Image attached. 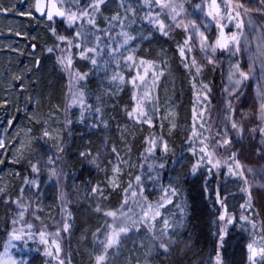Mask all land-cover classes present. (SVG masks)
<instances>
[{
  "label": "trees",
  "instance_id": "1",
  "mask_svg": "<svg viewBox=\"0 0 264 264\" xmlns=\"http://www.w3.org/2000/svg\"><path fill=\"white\" fill-rule=\"evenodd\" d=\"M2 1L4 0H0V12L4 5ZM124 2L126 6L129 0ZM130 2L136 6V14L135 23L125 29L135 37L129 45L119 48V51H112L122 42V38L117 35L121 29L116 27L109 34H104L103 30H107L109 25L96 24L97 29L101 30L97 33L101 36L99 55L95 56L98 64L91 66L88 63L81 66L80 62H76L77 57L73 58L75 72L87 73L86 79L81 80L78 85L84 93L85 105L100 104L101 101L97 97H101L102 115L107 127L97 119L94 111L85 109L81 119L79 106L72 107L65 117L60 118L61 126L66 125L67 129L62 132L59 143L49 136L45 137L41 133V126L40 129L33 125V134L31 133L33 139L28 148L30 155H26L24 161L16 164L15 171L7 178V187L0 197V260L5 259L7 264H58L51 262L46 255L48 246H52L51 241L54 238L48 237L50 244L42 245L36 236L40 232L38 224H41L43 216L44 218L45 215L47 218L52 216L58 220V204L63 208L64 220L70 224L69 231H63L66 240L62 243L58 241L60 246L67 245L68 264H95V253L99 251V245L94 234L98 229L101 233L104 232L106 222L112 221V218L106 217L103 212L121 210V205H124L125 212L128 208L132 209V212L127 214H131L133 222L129 225L131 230L127 235L121 234L118 250H110L107 264H215L220 246H226L236 235L242 234L252 239L253 232L256 231L251 230V224L240 219L242 214L247 216L245 209L241 207L244 205L243 201L247 199L246 191H242L246 188L242 180L230 176L227 178V170L220 181L214 175L209 176L207 160L200 159L203 154L199 149L203 145L193 136L194 127L206 129L210 117L209 107L217 104L216 76L211 77L209 72L197 74L194 67L185 68L184 64L191 65L193 59L191 51L188 52L187 48L184 58L179 51V47L184 46L186 37L171 31L168 36L162 35L158 28L143 19L150 11L144 5V0ZM120 4L121 0H109L106 5H102L101 22L118 12L124 16V9ZM161 19L167 27L166 15L162 14ZM41 22L44 21L38 19L30 26L19 23L26 26L24 30L32 35L34 40L26 56L28 58L21 57L24 55L21 54L23 51L17 52V55H9L10 58L0 66L6 69L9 61L13 65L11 72L25 78L34 102L36 100L38 102L34 114H38L39 118L45 121L53 116L51 114L60 104V100L62 101L67 78L57 62L58 56L54 52H42L41 39L49 35L43 28L41 30ZM45 23L50 25L48 22ZM61 23L62 21L57 24ZM223 23L226 24L224 31H233L227 22ZM90 27L85 24V28ZM97 29L92 31L95 32ZM75 34L73 30L66 31L67 36L74 37ZM88 40L93 46L97 43L95 36H89ZM27 41L26 38L21 39L23 42L21 46L27 47ZM82 42L79 40L78 43ZM92 55L95 54L90 53V56ZM129 55L134 56L135 65H139L141 59L155 64V68L149 69V77L152 71H156L157 74L160 71L164 73L159 77L152 93L156 109H153L152 105L147 106L152 116L151 125L137 124L127 116V111L134 107L132 99L134 89L127 81L136 77L137 72L144 73V67H135L131 61L126 63L125 58ZM116 73L122 75L126 83L120 85L122 90L113 95L116 86L110 83V78ZM170 79L173 80L171 86L173 89L170 93L174 94L177 105L176 123L172 128L164 122L161 107L164 91L169 88L166 83ZM148 82L151 83L150 80ZM109 88L111 91H108ZM205 95L207 99H204ZM61 106L64 110L65 102L63 104L62 101ZM123 108L128 109L124 111L125 115ZM68 120L72 121L70 125L67 124ZM121 120L133 125L125 135V143L129 156L136 162L138 170L132 177L126 179L124 189L121 187L119 191L105 199L100 197L98 192L93 193L92 189L94 187L100 189L104 185L103 168L113 156H119L120 131L117 124ZM201 122L204 124L203 128ZM93 124L98 126L93 127ZM201 133L205 136V132ZM152 139L156 140L155 145L150 143ZM165 143L168 148L166 153L163 148ZM61 148L63 151H60ZM113 148L116 149L115 152ZM149 148L152 149L151 153L146 151ZM81 152H90L92 155L81 157ZM49 155L53 158L59 157L55 165H48ZM93 158L96 162L90 163ZM37 162L40 170L34 173L31 164ZM161 163L163 167H160ZM198 163L200 166L193 174V166ZM149 165H152L151 169ZM52 167H55L57 176L52 175L50 171ZM137 176L140 177L139 181L136 180ZM25 177L29 180L35 179L38 187L25 185ZM129 185L132 187L129 188ZM22 187L25 198L20 200V203L27 208L23 218L19 215L23 208L13 203L21 197ZM173 189L176 191L174 196L171 194ZM218 194L234 220L232 229L224 235L222 245L220 240L222 221L218 216V211L222 207L217 200ZM165 195L170 198V203L164 199ZM6 200L9 202L5 203ZM98 206L102 209L101 212L96 211ZM142 208L148 212L147 225L141 220ZM156 211L160 212L159 216H155ZM179 211H183L187 216L186 228L181 232L174 228L180 219ZM30 217L32 219H29ZM165 219L169 221L168 231L178 237L174 244L169 243V240L161 235ZM120 221L124 222L125 219ZM29 224L32 225L31 228L28 227ZM46 228L49 226L46 225ZM137 228L149 232L151 247L156 245L151 252L148 246L142 247L143 249L138 252L131 250L130 235ZM153 233L157 240L152 239ZM13 235L19 236L20 239H13ZM100 238L103 239V236ZM160 240L169 243L171 251L168 254H163L162 249L158 247Z\"/></svg>",
  "mask_w": 264,
  "mask_h": 264
},
{
  "label": "rangeland",
  "instance_id": "2",
  "mask_svg": "<svg viewBox=\"0 0 264 264\" xmlns=\"http://www.w3.org/2000/svg\"><path fill=\"white\" fill-rule=\"evenodd\" d=\"M177 2L183 3L184 5L185 11L181 13V16L184 17V23L188 24V21L194 22L200 32L207 38V41L209 43H214L220 36V30L216 26L217 21L206 15L211 0H177ZM241 2L245 7L250 9L247 13H243V10H241L242 16L240 20H242L244 25L242 30L243 36L240 37L241 51L235 53V49L233 48V52L230 53L226 50L217 49L214 56V63L212 64L208 63V59L206 58V55L212 56V53L209 51L205 54L201 51L199 43L200 37L195 34V29L189 26L188 31L185 32L184 25L175 27L168 15L164 14L168 19V25L172 26L171 32L181 33L186 39L190 35L193 37L189 45L192 48L191 54L193 58L199 64L203 65L200 73L209 72L211 77L216 76L217 104H213L209 107L210 117L207 120L206 129H197L199 133L205 132L204 135L209 137L208 143L210 147L215 148L213 162L215 160L221 161L218 168L208 163V175H214V177L220 181V179H223L226 175L227 170V178L232 177L240 179L245 185L244 179L228 172L229 164L235 169V163L229 159L232 153L235 152V159L243 166L244 177L248 180V185H245L248 196H246V198L247 200L249 199L250 193L252 209H249L246 213L248 216L249 212H251V219L256 223V228L254 229L256 230L255 236H252V239H248L245 235H237L235 238L231 239L226 246H220V250H218L217 254L219 253L220 263L222 264H251L249 261L250 253L247 246L255 239L257 240V245L255 246L258 248L260 246V237L264 235V142H262L264 141V137L261 136L258 130V128L264 126V124H261V121L258 119L261 98L257 95L258 92L264 91V66L261 65L260 59L258 58L259 53L264 51V11H260V9H264V3H261V0H241ZM2 3L4 5L0 12V65L7 58H10V56L17 55V52L21 53L23 51L21 54L24 55H21V57H26L29 54V49L32 48L31 46L34 40L31 37L32 35L25 31L26 26L19 23L28 24L30 26L32 24L34 25L39 19L35 12V0H4ZM81 3H87V0H81ZM218 3H222V0H218ZM196 5H201L203 11L197 8ZM150 11L156 12L159 11V9L153 7ZM21 13H31V15H22ZM232 15L234 16L235 14L233 13ZM102 16L101 12L97 14V25L103 26L106 24V20H104L103 23L101 22L100 19ZM43 21L44 22H41L40 28L41 30L43 28V31L45 30L46 34L48 33L49 35V37L43 36L41 39L40 47L43 53L48 52L47 49L49 47H53L59 43L51 32L53 27L56 28L60 35H64L71 39L73 45L77 44L79 40H82V38L77 37L76 34L74 37L72 35H66V31L70 32V30L76 33L79 24L69 28L65 21H62L60 25L57 24L58 22L56 19H54V23L48 22L50 25L45 23V19H43ZM224 21L233 29L232 32L225 30L226 36H231L232 33H237L239 35L238 29L236 28V23L239 21L236 19L231 21L225 19ZM23 38L28 39L26 44L28 43L27 45L29 48H27L28 46H21L23 44L21 39ZM66 48H70V52L66 53L61 51V49ZM53 52L57 56L71 55L72 68L74 64L73 58L75 56L77 57L76 62H80L81 66L87 65L88 63H90V65L92 64L89 59H81L80 51L74 46L60 44L59 48H56ZM88 55L90 56V53ZM236 63H238L241 71L248 74V79H241L239 88L235 89L232 94H230L226 89H233V84L228 80V74L230 71H235L232 65ZM12 66V63L9 61L6 69H2L0 66V101H9L7 104L0 105V139H3L6 145V148H0V160H3V163H0V189H3V191L0 192V197L7 187V178L15 171L14 166L24 161L26 155H30V153H28V148L33 139L31 135L33 125L37 128L41 126V133L43 135L45 129H47L50 133L49 137L53 141L55 140L59 143L62 132L67 129L66 125L61 126L60 118L65 117L66 113L69 112L66 110L68 103L66 93L69 87V75L65 70L67 83L65 84L62 98L63 104L65 102V108L63 110L61 106L62 101L60 100V104L57 105V108H55L53 114H51L53 116L43 121L39 118L38 114H34L38 102L37 100L34 102V97H32L31 91L28 90V87H30L29 84L27 81L25 83V78L22 75H15L11 72L13 69ZM249 69H251V71H249ZM73 71L75 72L74 69ZM140 74L143 75L144 73L140 72ZM17 76L21 78L17 80ZM236 76L238 77V73ZM172 81L173 80L170 79L166 83L169 88L164 91L165 96L161 105L164 113V122L170 125L171 128L175 125L177 117L176 99L174 94L170 93L171 89H173L171 87ZM126 110L128 109L123 108L124 115V111ZM229 117L231 119H229ZM10 119H12L13 122L11 125H8L7 121ZM232 120H235L242 129L241 132L232 129ZM26 123L30 124L28 125ZM131 126L133 128V125H129L123 120L119 121L117 124L120 131L119 156H113L103 168V175L105 177L104 185L99 189L100 191H98L99 196L102 198L107 199L108 195L119 191L121 187L124 189L126 179L132 177L138 170L136 162L129 156L128 148L125 143V135L129 129L131 130ZM254 128H256L257 131L253 132L252 129ZM225 138L230 139L229 144L223 147L215 145V141H222ZM258 150H260V154H258ZM205 159L207 160V157H205ZM13 160H18L19 162H11ZM114 167H117L119 171L114 172ZM248 169H252L253 171L249 172ZM14 175H17V173H14ZM57 207L59 209L58 220L57 218L54 219L52 216L47 218V215H45V218L44 216L42 218L41 224H38L40 232L43 231L45 233V239L48 241L47 244L42 243L40 232H38L36 236L38 237L37 240L39 244H50L48 237H51V239L54 238L61 243L66 240L65 235H63V223L65 222L64 216L62 215L63 208L60 204H58ZM54 211L57 210L54 209ZM221 212L222 210H220V213ZM179 214L180 219L178 224L173 227L176 231L181 232L186 228L187 216L183 211H179ZM228 215L231 216V214ZM128 216H131V214H128ZM29 219L32 218L30 217ZM121 219L124 218H119L117 222L132 225L133 221H131V219L124 222H121ZM46 225L52 229L46 228ZM221 225L222 228L226 229V233L232 229V224H226L224 221L221 222ZM57 229L61 230L59 237L55 236ZM251 230H253V228H251ZM129 243L133 252L141 251L143 249L142 247L145 248L146 246L152 248L149 232L144 229L140 230V228H137L136 231L131 233ZM47 251L55 253V248L50 245ZM68 253L67 245L64 244L60 246L59 259L47 256L51 262L59 264L60 259H62L65 264H68L66 263L68 262ZM256 260L260 261L261 257L257 255ZM0 264H7L6 260L1 259ZM215 264H217V256Z\"/></svg>",
  "mask_w": 264,
  "mask_h": 264
},
{
  "label": "snow or ice",
  "instance_id": "3",
  "mask_svg": "<svg viewBox=\"0 0 264 264\" xmlns=\"http://www.w3.org/2000/svg\"><path fill=\"white\" fill-rule=\"evenodd\" d=\"M109 2V0H87V3H81V0H47V3H42V0H36V11L39 12L42 16L45 15L47 20L50 22H55L54 17H60L63 21L66 22L67 26L69 28L74 27L76 24H79V27L76 30V36L82 38V43H77L73 45V41L69 39L68 37L64 35H60L56 28L53 27L51 29V32L53 36L56 38V40L59 42L57 45H54L53 47H49L47 49L48 52H53L56 48H59L60 44H67L70 46H74L78 49H80V57L81 59H89L91 63L95 66L98 64L97 59L95 58L96 55H99V48H100V40L101 36L97 34L99 29H97L96 25V18L97 14L101 12V6L106 5ZM261 3H264V0H261ZM144 5L148 7L149 9H152L153 7L158 8L159 11L152 12L149 11L145 14L143 19L146 20V22L153 27L158 28L160 33L164 36H168L169 32L171 31V25H168L166 27L164 21L161 19L162 14H167L168 17L173 21V24L175 27H180L181 25H184L185 32L188 31V27L191 26L193 29H195V34L200 37V49L202 52L207 54L209 51L212 53V56H207L208 63L212 64L214 63V56L217 51V49L226 50L230 53L233 52V48L235 49V53H239L241 51V39L240 37L243 36V22L240 20L243 13H247L250 11L249 8L245 7V5L241 2V0H222V3H218V0H211V3L208 5V11L206 12V15L217 21V28L220 30V36L217 38V40L214 43H209L207 41V38L204 36L202 32L197 28L196 24L192 21H188V24L184 23V17L181 16V13L185 11L183 3H178L177 0H144ZM120 6L124 9V16H121L118 13L111 16L110 18H106V23L109 25V28L107 30H103L104 34H109L112 29L119 27L121 31L117 34L122 38V42L118 45L117 48L112 49V51H119V48H123L130 44L132 40L135 39L134 36H132L128 31L125 29L129 27L131 24L135 23V14H136V6L132 4L129 0L127 5L125 6L124 0H121ZM197 8H199L201 11H203V8L201 5H196ZM260 11H264V9H260ZM131 13V15H129ZM235 14L234 16L232 14ZM22 15H31V13H21ZM227 19L229 21L236 19V28L238 29L239 35L237 33H232L231 36H226L223 29L226 27V24L223 23V21ZM127 21V23H125ZM85 24L91 26L90 28H85ZM92 29H97V31H92ZM19 34V33H18ZM89 36H95L96 45L93 46L91 41L88 40ZM193 40V37L190 35L187 39L184 41V46L179 47V51L181 54V57H186V48L187 51H192L191 47H187L189 45V42ZM35 48V46H33ZM62 52H70V48L61 49ZM89 53H94L95 55L89 56ZM258 58L260 59V63L262 66H264V51H261L259 53ZM126 63L131 61L133 62V66L135 67H144V74L141 75L139 72H137L136 77L132 78L130 81H127V83H131L134 92L132 99L134 101V107L127 111V116L130 120H134L137 124H143L148 123L151 125L152 123V116L147 108L148 105H152L153 109H156V102L152 96L153 91L155 90V87L157 85V81L159 80V77L162 76L164 73L163 71H160L159 74H157L156 71H152L151 76H148L149 69L155 68V64L150 61H146L144 59H141L139 62V65H135L134 63V56L129 55L125 58ZM57 62L61 65L62 70H65L69 75V87L68 92L66 93L67 96V109L70 110L72 107L79 106L81 108V119H83V114L85 109L88 111H94L97 114V119L104 124L105 127H107V122L103 120V109L102 104L103 101L101 97H97L98 100L101 101L100 104H97L95 106L92 105H85L84 100V93L80 90L78 87L79 82L81 80H85L87 77V73H80V72H74L72 68V57L71 55H62L57 57ZM255 62V59H254ZM38 63V62H37ZM185 68H196L197 74L200 73L201 68L203 65L199 64L194 58L192 59L191 65L188 63L184 64ZM232 68H234L235 71H230L228 74V80L233 84V89H226V91H229L230 94L235 89H238L241 84V79L247 80L248 74L241 71L239 68L238 63L233 64ZM251 71V69H249ZM238 73V77L236 74ZM21 77L17 76L16 79L19 80ZM151 81L149 84L148 81ZM139 81V82H137ZM110 83L112 85L116 86V91L113 92V95H115L117 92H119L121 89L120 85H123L126 83L125 78L120 75L119 73H116L111 76ZM204 87H207L205 85ZM108 91H111V88L108 89ZM261 98V102L259 105V116L258 119L261 121V124H264V91L258 92L257 94ZM204 99H207V95L204 96ZM9 101L4 100L0 101V105L7 104ZM230 106V105H229ZM19 110V109H17ZM14 119V118H13ZM195 119V117H194ZM229 119H231L229 117ZM12 119L7 121L8 125L12 124ZM72 123L71 120L67 121V124L70 125ZM93 127H97V124H93ZM174 127V125H173ZM201 127H204L203 122H201ZM232 129L236 130L237 132H241L242 129L238 126V124L235 122V120H232L231 123ZM260 134L262 137H264V126L258 128ZM253 132L257 131L256 128L252 129ZM219 134V130H218ZM226 135V132H225ZM44 136H50V133L47 129L44 131ZM193 136L197 137L199 140V144L203 145V147H200L199 151L203 154L201 156V160L203 161L205 157H207V163L212 164L213 167L218 168L221 164L220 160H215L213 162V157L215 155V148L210 147L208 141L209 137L203 136L202 133H199L198 130L194 127L193 129ZM264 142V141H262ZM152 145L156 144V140L152 139L150 141ZM230 143V139L225 138L222 141H215V145L219 147H223ZM0 148H6L5 142L3 139H0ZM164 152L166 153L168 148L167 144L165 143L163 145ZM60 151H63L61 148ZM113 151L115 152L116 149L113 148ZM146 151L149 153L152 152V149L149 148ZM258 154H260V150H258ZM81 157H89L92 154L90 152H81ZM236 153L233 152L231 159L235 163V169L229 164L228 165V172L234 176L238 175L241 179H244L245 185H248V180L244 177L243 172V166L239 163L238 160L235 159ZM59 157L53 158L51 155L48 156L47 163L48 165H55L56 160ZM11 162L18 163V160H13ZM90 163H95V158L89 161ZM0 163H3V160H0ZM227 163V162H226ZM39 162L31 164L32 172L38 173L39 172ZM163 163L160 164V167H163ZM199 163L197 165L193 166L192 172L195 174L197 171V168L199 167ZM152 165H149V168L151 169ZM239 170V171H237ZM52 175L57 176L58 173L56 172L55 167H52L50 169ZM114 172H118L119 169L117 167L113 168ZM249 172H252V169H248ZM18 175V174H17ZM136 180L139 181L140 177L137 176ZM25 185H32L37 186L36 180L32 179L29 180L27 177H25L24 181ZM132 186L129 185V188ZM3 189H0V192H2ZM99 190L98 187H94L92 189L93 193H97ZM128 191L127 189L125 190ZM242 191H247V188H243ZM136 193H133L135 195ZM173 196L176 194L175 189L172 190L171 193ZM25 198L24 196V188H21V197L17 201H13V203L17 204V207L23 208V210L19 213L20 217L23 218L24 211L27 210L26 207H24L20 200H23ZM165 200H167L169 203L171 202L170 198L165 195ZM217 200L221 204V207L223 208V212L219 215V219L221 221H224L226 224H233L234 220L230 215H227V206L223 203V201L220 199L219 194L217 195ZM9 201H5V203H8ZM127 203V200H125V204ZM159 207H163V205H159ZM245 211H248L249 209H252L251 204V194L249 193V200L246 204L241 205ZM124 205H121V210L117 211H104L103 215L106 217L112 218L111 222H106L105 225V231L101 233V230L98 229L97 233L94 234L97 239V243L99 245V251L95 253V264H107V258L110 255V250L119 248L120 245V236L121 234L127 235V233L131 230L130 226L127 223H117L120 217H124L125 221L132 219L131 216H128V212H132L131 208H128L127 211H123ZM97 212H101L102 209L98 206L96 208ZM70 215V213L68 214ZM160 212L156 211L155 216H159ZM252 213L249 212L248 216L241 215L240 219L242 222L251 224L252 228H256V223L251 219ZM155 217H153L154 219ZM39 219V217H37ZM141 220L146 225L148 224V212L144 211L142 208V216ZM15 223V221H13ZM29 228L32 227L31 224L28 225ZM70 228V224L65 221L63 223V231L68 232ZM170 228L169 221L167 219L164 220V230L161 232V235L166 237L169 240V243L174 244L177 242L178 237L172 235L168 229ZM110 230V231H108ZM60 229H57L55 236H60ZM226 234V229L222 228L220 232V240L221 245L223 244L224 235ZM103 236V239L100 238V236ZM253 236H255V232H253ZM40 238L41 242L44 244H47L48 241L45 239V233L43 231L40 232ZM13 239H20L19 236L13 235ZM152 239L157 240V236L155 233L152 234ZM169 243H165L163 240H160L158 247L162 249L163 254H168L171 249L169 247ZM52 247L55 248V253L52 251H46V255L51 256L53 258L59 259V253H60V245L56 239H53L51 241ZM255 245H257V240L253 239L251 243L248 244V251L250 253L249 255V261L251 264H264V235L260 237V246L257 248ZM156 245H153V248L149 249V252H151ZM259 255L261 257L260 261L256 260V256ZM59 264H65L64 260L60 259ZM217 264H220V258L219 253L217 254Z\"/></svg>",
  "mask_w": 264,
  "mask_h": 264
},
{
  "label": "water",
  "instance_id": "4",
  "mask_svg": "<svg viewBox=\"0 0 264 264\" xmlns=\"http://www.w3.org/2000/svg\"><path fill=\"white\" fill-rule=\"evenodd\" d=\"M42 3H47V0H42ZM35 11H36V0H35ZM36 14L38 15V17H40V18H44V17H46V19H47V16H46V11H45V15H41L39 12H37L36 11ZM54 18H57V19H59V20H62L60 17H54Z\"/></svg>",
  "mask_w": 264,
  "mask_h": 264
},
{
  "label": "bare ground",
  "instance_id": "5",
  "mask_svg": "<svg viewBox=\"0 0 264 264\" xmlns=\"http://www.w3.org/2000/svg\"><path fill=\"white\" fill-rule=\"evenodd\" d=\"M41 20H43V19H41ZM247 202H248L247 199L243 201L244 204H246ZM219 205H220V204H219ZM221 210H222V212L224 211L223 208H221ZM220 214H221L220 211H218V216H219ZM227 215H228V212H227ZM220 231H221V230H220ZM236 236H237V235H236ZM236 236H235V237H236ZM231 243H232V242H231Z\"/></svg>",
  "mask_w": 264,
  "mask_h": 264
}]
</instances>
